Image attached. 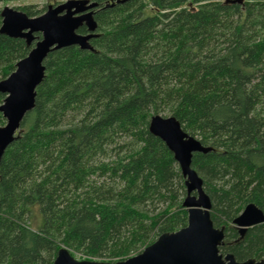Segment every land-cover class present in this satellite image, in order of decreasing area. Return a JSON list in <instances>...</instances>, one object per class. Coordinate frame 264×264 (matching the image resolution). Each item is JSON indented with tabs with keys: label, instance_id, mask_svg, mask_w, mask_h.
Listing matches in <instances>:
<instances>
[{
	"label": "trees",
	"instance_id": "trees-1",
	"mask_svg": "<svg viewBox=\"0 0 264 264\" xmlns=\"http://www.w3.org/2000/svg\"><path fill=\"white\" fill-rule=\"evenodd\" d=\"M94 1L93 51L47 55L34 108L0 159V264H51L61 247L122 261L184 228V179L149 133L152 115L212 149L191 168L224 227L219 253L264 261V224L239 240L229 227L248 204L264 214V0ZM33 45L0 34V81Z\"/></svg>",
	"mask_w": 264,
	"mask_h": 264
},
{
	"label": "water",
	"instance_id": "water-1",
	"mask_svg": "<svg viewBox=\"0 0 264 264\" xmlns=\"http://www.w3.org/2000/svg\"><path fill=\"white\" fill-rule=\"evenodd\" d=\"M123 1L116 0L117 3ZM97 7L95 1L68 0L55 7H47L39 17H28L7 7L0 11V34L22 39L27 46L34 42L27 56L16 63L15 70L0 81V93L5 96L0 105V114L5 120V125L0 127V159L15 139L23 118L34 108L35 91L44 78L43 62L47 55L70 46L93 51L90 41L98 36L93 19ZM83 26L87 33L79 34L77 31ZM148 131L171 152L184 179L186 195L182 207L187 212L186 226L173 233L161 234L141 253L126 260L77 261L66 248L61 247L51 264H264L263 260L255 259L237 262L232 254L219 253L224 229L213 227L209 214L210 200L203 190L201 178L191 168L193 154H205L212 149L184 133L174 117L152 115ZM261 224H264V214L254 204L246 205L232 221L240 238L248 229Z\"/></svg>",
	"mask_w": 264,
	"mask_h": 264
},
{
	"label": "rangeland",
	"instance_id": "rangeland-1",
	"mask_svg": "<svg viewBox=\"0 0 264 264\" xmlns=\"http://www.w3.org/2000/svg\"><path fill=\"white\" fill-rule=\"evenodd\" d=\"M68 0H18V1H11V2H0V11L7 7L14 10H20L23 7H31L33 11L40 12L35 17H39L44 14L47 10V7L52 6L55 7L59 4H62ZM94 1V0H90ZM112 0H104V4L110 3ZM115 1V0H114ZM28 226L32 231H39L44 226V220L40 213L38 205H33L29 209V219H28ZM229 227H233L232 224ZM74 259L77 261L88 260V261H95V262H112L106 258H88L81 254H73Z\"/></svg>",
	"mask_w": 264,
	"mask_h": 264
},
{
	"label": "flooded vegetation",
	"instance_id": "flooded-vegetation-1",
	"mask_svg": "<svg viewBox=\"0 0 264 264\" xmlns=\"http://www.w3.org/2000/svg\"><path fill=\"white\" fill-rule=\"evenodd\" d=\"M233 227H234V226H233ZM221 228H223V229H224V227H221ZM234 228H235V227H234ZM218 229H220V228H218ZM235 230H236V232H237V234H238V240H239V239H240V235H239V233H238V231H237V229H236V228H235ZM223 240H224V239H223ZM222 244H223V242H222ZM222 244H221V245H222ZM221 245H220V246H221ZM220 246H219V247H220ZM227 254H228V253H227ZM225 255H226V254H225Z\"/></svg>",
	"mask_w": 264,
	"mask_h": 264
}]
</instances>
